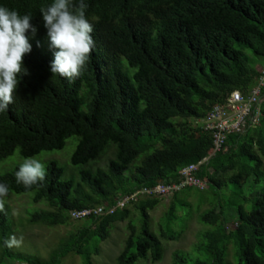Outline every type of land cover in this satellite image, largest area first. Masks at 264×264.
I'll return each mask as SVG.
<instances>
[{
    "label": "trees",
    "instance_id": "1",
    "mask_svg": "<svg viewBox=\"0 0 264 264\" xmlns=\"http://www.w3.org/2000/svg\"><path fill=\"white\" fill-rule=\"evenodd\" d=\"M53 2L0 0V6L33 15L37 27L34 37L27 33L32 51L24 56V67L29 74L21 76L14 102L0 113V161L16 150L25 158L60 150L76 136L71 163L82 166L77 179H65V169L52 162L45 181L31 189L17 183L19 166L0 175L9 192L34 193V202L49 206L33 213L30 222L68 224L72 212L109 208L161 183L179 184L182 168L207 158L195 174L205 188L185 186L173 193L207 192L197 211L205 201L210 206L198 211L207 227L199 233V255L189 263L190 252L175 251L174 263L234 264L228 259L232 244L234 261L264 264V99L257 126L229 135L214 154L212 134L193 126L230 93L246 96L257 82L264 62V0H85L95 47L74 82L50 71L58 49L51 47L40 10ZM109 150L113 156L107 166L93 168ZM161 201L138 195L113 213L83 217V227L48 259L11 252L5 245L10 223L5 210L0 213V264H61L70 253L85 255L86 264H93L88 255L99 252L114 223L130 218V204L140 211L141 226L129 222L117 263L159 261L160 237H181L187 224L180 230L174 226L192 214L177 215L179 207L188 208L186 199L180 205L172 201L158 237L150 211Z\"/></svg>",
    "mask_w": 264,
    "mask_h": 264
},
{
    "label": "rangeland",
    "instance_id": "2",
    "mask_svg": "<svg viewBox=\"0 0 264 264\" xmlns=\"http://www.w3.org/2000/svg\"><path fill=\"white\" fill-rule=\"evenodd\" d=\"M200 122H193V126L199 124ZM195 127V126H194ZM195 132V131H194ZM196 133V132H195ZM78 137L73 136L66 140L65 146L60 150H47L33 156L45 164L46 172L50 163L55 162L65 169L64 178L68 179L79 177V170L82 166L75 167L71 163V156L77 146ZM113 156V150H109L100 160L92 164L93 168L96 167H106L109 159ZM25 157L20 154L19 150H16L13 155L0 161V175L12 171L15 167L19 166L23 162ZM142 158H139L137 162H140ZM78 174V177H77ZM34 193H23L15 194L9 192V195L5 197V210H8L10 215L9 223V236H15L17 239L23 238V242L19 247H10L13 254L24 253L28 255H34L41 259H48L49 256L57 250L60 245H62L70 234L77 232L83 224L86 222V218L79 220V217L73 216L68 224L47 226L42 223L30 222V216L35 212L47 211L49 206L42 202H34ZM203 196L208 197L207 192H202L198 189H189L180 192L177 196L174 194L168 196H156L161 197L162 201L158 206L150 211L151 222L153 231H156L159 237L158 231H161L162 223L165 218L166 212L171 208L172 201H177L180 205L181 201L185 199L188 201L189 206L184 211L177 210V215L181 216L186 211H191V217L179 218L174 229L180 230V226L187 224L186 229L183 231L182 236L178 239H162L163 246V256L159 261L153 262L152 260L140 259L135 264H175L173 259V254L175 251L190 252L191 263L194 258L199 254L196 248L201 245V237L199 233L205 231L207 228L200 223L199 213H202L206 209L210 208L208 201L202 203L197 211V205L199 199ZM132 213L130 218L122 222H116L111 226L110 234L108 238L100 241L98 244L99 252L91 253L88 258L93 262V264H118L117 257L123 250L124 241L129 233L128 225L129 222H133L137 228L141 226V214L140 211L135 209L133 205H129ZM183 219H186L183 220ZM230 225V224H229ZM230 226H233L230 225ZM230 261L234 264H239L237 258L234 261V249L232 244L228 246ZM2 257V247L0 244V259ZM87 257L85 255H78L75 253L68 254L61 262V264H86ZM10 258L5 260V263H9ZM17 264H26L20 263Z\"/></svg>",
    "mask_w": 264,
    "mask_h": 264
},
{
    "label": "clouds",
    "instance_id": "3",
    "mask_svg": "<svg viewBox=\"0 0 264 264\" xmlns=\"http://www.w3.org/2000/svg\"><path fill=\"white\" fill-rule=\"evenodd\" d=\"M87 8L85 0H54L40 10L51 47L58 49L54 52L50 71L69 82H74L86 71L95 47L93 24L86 16ZM32 19L31 14L21 15L17 10L0 6V113L14 102L21 76L29 74L24 67V56L32 51L27 33L30 31L33 37L37 33ZM46 175L41 160L26 157L16 172V181L31 189L45 181ZM8 195V186L0 183V213L5 212V197ZM22 242V237L12 236L5 240V245L19 247Z\"/></svg>",
    "mask_w": 264,
    "mask_h": 264
},
{
    "label": "built area",
    "instance_id": "4",
    "mask_svg": "<svg viewBox=\"0 0 264 264\" xmlns=\"http://www.w3.org/2000/svg\"><path fill=\"white\" fill-rule=\"evenodd\" d=\"M264 99V62L261 68V74L257 82L252 87L248 95H243L239 90H235L227 97L223 105L214 106L207 116L200 120L199 124L204 131L210 132L213 137V154L221 151L228 140L229 135L241 134L249 128L256 127L261 116V103ZM204 158L197 164L188 165L180 170L181 182L179 184H158L154 187L144 188L123 200H120L115 206L105 208L100 206L96 209H85L71 213L79 219L96 215L113 213L117 208H122L131 199L138 195L147 196H168L185 186H195L200 189L205 188V183L199 180L195 174L199 166L205 162Z\"/></svg>",
    "mask_w": 264,
    "mask_h": 264
}]
</instances>
